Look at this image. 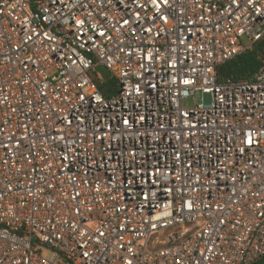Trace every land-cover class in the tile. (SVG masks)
Listing matches in <instances>:
<instances>
[{
  "label": "built area",
  "instance_id": "2783aa9c",
  "mask_svg": "<svg viewBox=\"0 0 264 264\" xmlns=\"http://www.w3.org/2000/svg\"><path fill=\"white\" fill-rule=\"evenodd\" d=\"M263 37L264 0H0V264L263 258L264 64L218 79Z\"/></svg>",
  "mask_w": 264,
  "mask_h": 264
},
{
  "label": "trees",
  "instance_id": "16d2710c",
  "mask_svg": "<svg viewBox=\"0 0 264 264\" xmlns=\"http://www.w3.org/2000/svg\"><path fill=\"white\" fill-rule=\"evenodd\" d=\"M264 64V37L254 43L248 50L226 61L218 68V79L221 83L252 79ZM99 86L106 96L118 92L116 80L99 81ZM260 258L250 264H264Z\"/></svg>",
  "mask_w": 264,
  "mask_h": 264
},
{
  "label": "rangeland",
  "instance_id": "374dc122",
  "mask_svg": "<svg viewBox=\"0 0 264 264\" xmlns=\"http://www.w3.org/2000/svg\"><path fill=\"white\" fill-rule=\"evenodd\" d=\"M96 79H97V81L99 80V81H108V80H101V78L98 76V75H96ZM110 80V79H109ZM201 93H197V95H196V102H201ZM205 100H206V102L207 103H210V96L209 95H206L205 96ZM184 105L186 106V107H191V106H193L194 105V101L191 99V100H189V101H186L185 103H184Z\"/></svg>",
  "mask_w": 264,
  "mask_h": 264
},
{
  "label": "water",
  "instance_id": "95a60500",
  "mask_svg": "<svg viewBox=\"0 0 264 264\" xmlns=\"http://www.w3.org/2000/svg\"><path fill=\"white\" fill-rule=\"evenodd\" d=\"M96 70L101 73L103 79H105V80L109 79L110 72L105 65H98L96 67ZM262 262L264 263V259L262 260Z\"/></svg>",
  "mask_w": 264,
  "mask_h": 264
}]
</instances>
